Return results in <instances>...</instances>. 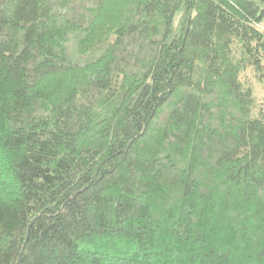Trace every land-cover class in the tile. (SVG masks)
I'll use <instances>...</instances> for the list:
<instances>
[{
  "label": "trees",
  "instance_id": "trees-1",
  "mask_svg": "<svg viewBox=\"0 0 264 264\" xmlns=\"http://www.w3.org/2000/svg\"><path fill=\"white\" fill-rule=\"evenodd\" d=\"M263 16L0 0V264H264Z\"/></svg>",
  "mask_w": 264,
  "mask_h": 264
},
{
  "label": "rangeland",
  "instance_id": "rangeland-1",
  "mask_svg": "<svg viewBox=\"0 0 264 264\" xmlns=\"http://www.w3.org/2000/svg\"><path fill=\"white\" fill-rule=\"evenodd\" d=\"M177 23V17H176ZM258 26L264 29V16L260 19ZM254 93L258 98L264 96V83L259 81H254Z\"/></svg>",
  "mask_w": 264,
  "mask_h": 264
}]
</instances>
